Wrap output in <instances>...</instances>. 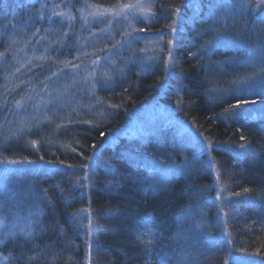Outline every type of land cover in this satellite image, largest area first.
I'll return each mask as SVG.
<instances>
[{"label":"trees","instance_id":"obj_1","mask_svg":"<svg viewBox=\"0 0 264 264\" xmlns=\"http://www.w3.org/2000/svg\"><path fill=\"white\" fill-rule=\"evenodd\" d=\"M51 1L61 0H0L2 43L10 37L12 29L25 30L29 27L26 25H34L38 9L42 8L41 12L46 14ZM88 1L107 6L126 0ZM156 1L155 21L148 31L160 37L159 55L153 57L143 74L136 76L130 72L116 82L113 96H108L113 104L112 112L104 120L95 125H67L53 133L49 143L40 145L38 150L13 141L1 154V158L15 162L43 164L33 176L43 198L38 206L41 213L32 221V236L26 237L20 231H29V225L17 228L15 237H6L0 230V240H4L0 244V255L7 257L8 264L163 263L162 255L170 253L171 241L162 220L172 217L195 198L190 197L191 191H187L181 180L171 181L167 191L158 197H152L150 190L146 192V183L143 181L142 185L139 180L142 173H137L123 158L125 152L133 151L132 142L138 144L141 139H127L120 134L155 103L174 111L183 127H189L195 137L209 144L217 171H206L209 176L225 180L236 201L223 212L227 235L207 247L194 264H234L235 259L264 264V231L259 226L260 217L257 218V209L264 201L261 199L264 196L261 195L264 194V135L253 120V123L247 120L227 123L221 119L220 106L207 102L203 68L194 55L202 42L211 40L214 28L236 30L250 44L256 41L251 37L253 14L250 9L238 8L240 1L236 4L235 0H231L233 5L224 0V4L221 0ZM227 6L238 14L234 20L224 11L228 10ZM219 10L224 11L222 19L214 21L216 25L203 33L202 37H206L203 41L201 30L208 29L206 21L210 13ZM258 27L263 26H255ZM236 33H227L225 37L235 39ZM73 39V35L66 36L59 49L61 53L72 51ZM257 41L260 43L262 39ZM17 95L19 93H14V99ZM1 98L4 97L0 96L3 101ZM8 101L0 103V116L7 109ZM164 130L162 136L148 137L144 145L165 146L166 153L173 150L176 138L168 126ZM242 146L257 148V151L245 152L240 149ZM142 168L138 170L143 172ZM194 186H203V182L196 180ZM189 187L193 189V185ZM243 197L250 200L248 210L242 205ZM84 212L88 222L86 234L82 235L78 227L82 226ZM141 213L161 221L159 228L154 229L156 236L152 244L135 239L136 230L139 224L143 227V222L132 221ZM260 252L263 255H258Z\"/></svg>","mask_w":264,"mask_h":264},{"label":"rangeland","instance_id":"obj_2","mask_svg":"<svg viewBox=\"0 0 264 264\" xmlns=\"http://www.w3.org/2000/svg\"><path fill=\"white\" fill-rule=\"evenodd\" d=\"M224 1L234 4L231 0ZM235 1L236 4L240 1L238 8L251 10L254 25L251 37L256 41L250 44L236 30H221L226 32L223 33L214 28L211 40L202 42L194 55L203 68L207 102L220 106L221 119L227 123L255 121L264 135V6L257 7L258 0ZM156 2L126 0L101 6L88 0L51 1L46 14L41 12L42 8L38 9L34 25H26L29 27L25 30L12 29L4 43L0 38V96L4 97L0 103L9 99L7 109L0 116V218L8 225L0 230L6 233L29 225V220L40 215L38 206L43 198L33 177L43 164L13 163L1 158L7 144L20 141L38 150L40 145L49 143L53 133L67 125H95L104 120L112 112L113 104L108 96H113L116 82L130 72L136 76L143 74L153 57L159 55L160 37L148 31L155 21ZM127 4L138 7L121 8ZM227 8L223 10L234 20L238 14ZM108 10L116 14L112 16ZM223 10L209 14L208 29L201 30V37L211 25L214 27V21L222 19ZM233 20L229 22L232 24ZM255 26L263 27L256 29ZM234 32L235 39L226 38ZM68 35L75 39L72 51L61 53L59 49ZM205 38L202 37L203 41ZM260 38L262 41L258 43ZM16 92L19 95L14 99ZM155 104L120 132L127 139H141L138 144L130 140L133 151L125 152L123 158L137 173H142L140 183H146L145 191L150 190L152 197L165 193L173 180H181L187 191H191L193 202L162 220L169 231L171 249L161 259L162 264H194L207 247L227 235L223 212L236 201L225 180L209 176L206 171H217L209 144L195 137L189 127H183L170 108ZM167 126L176 138L173 150L169 147L171 151L166 153L165 146L144 145L148 137L165 134ZM240 149L250 153L257 151L247 146ZM206 166L209 168H204ZM196 180H201L203 186L195 187ZM192 185L193 189H189ZM243 199L242 205L247 209L250 200ZM261 204L257 218L260 217L259 226L264 231V201ZM81 217L82 226L78 229L85 235L88 217L85 212ZM132 222H143V227L139 224L135 233L140 239L136 236L135 239L152 244L156 236L154 229L159 228L161 221L141 213ZM0 264H8L2 255ZM234 264L253 263L249 259H235Z\"/></svg>","mask_w":264,"mask_h":264},{"label":"snow or ice","instance_id":"obj_3","mask_svg":"<svg viewBox=\"0 0 264 264\" xmlns=\"http://www.w3.org/2000/svg\"><path fill=\"white\" fill-rule=\"evenodd\" d=\"M243 6V4H242ZM261 6H264V0H258V3H257V7H261ZM138 7V5H132V4H127V5H122L121 8L122 9H132V8H136ZM141 11H143V8L140 9ZM110 15L114 16L116 13L115 12H112L111 10H108ZM177 12L180 11L179 8L176 9ZM173 31H175V29H173ZM169 58L171 59V53H169ZM243 147V146H242ZM13 163H15V161H12ZM31 225H32V221L29 220V231L25 232L23 229H21L20 231L23 233V235H25L26 237H31L32 236V231H31ZM8 225L7 223L5 222L4 219L0 218V228H7ZM5 236H12V237H15L16 236V231L13 230V231H10V232H6L5 233ZM137 239H140V237H137ZM4 243V240H0V244H3ZM148 243H151V241H149ZM4 259L6 260L7 257H4ZM90 264V262H89Z\"/></svg>","mask_w":264,"mask_h":264}]
</instances>
